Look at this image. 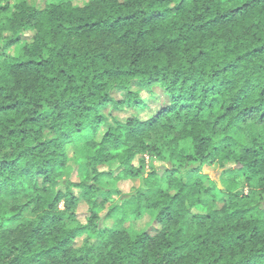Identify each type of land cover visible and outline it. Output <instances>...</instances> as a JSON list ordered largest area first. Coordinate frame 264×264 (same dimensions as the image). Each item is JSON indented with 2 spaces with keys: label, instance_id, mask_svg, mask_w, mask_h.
Segmentation results:
<instances>
[{
  "label": "trees",
  "instance_id": "trees-1",
  "mask_svg": "<svg viewBox=\"0 0 264 264\" xmlns=\"http://www.w3.org/2000/svg\"><path fill=\"white\" fill-rule=\"evenodd\" d=\"M45 2L0 0V264H264V0Z\"/></svg>",
  "mask_w": 264,
  "mask_h": 264
},
{
  "label": "rangeland",
  "instance_id": "rangeland-1",
  "mask_svg": "<svg viewBox=\"0 0 264 264\" xmlns=\"http://www.w3.org/2000/svg\"><path fill=\"white\" fill-rule=\"evenodd\" d=\"M11 1L14 2L16 0H11ZM80 2L83 3L84 1H80ZM29 4L32 7H35L37 9H42L45 6L46 2H45V0H29ZM28 35L31 36L30 33ZM17 50H18V47L13 48L10 51V54L11 55H14L17 52ZM146 159H147V161H146L147 162L146 163V174L149 173L154 168L155 169L161 168L162 164L159 163L158 161L155 160V161L151 162V160H149L148 157ZM217 171H218L217 168H209V167L208 168H205L206 174L207 175H210V176L211 175H214ZM73 180L74 181H77V178H76L75 175L73 176ZM132 186H133L132 183H130L129 181L122 182L120 184L121 189H123L125 192H130V190L132 189ZM114 197H115V199L117 198V196H114ZM87 211H88L87 205H85L84 203H82L81 206H80V208H79L80 219H81L82 222H85L86 221L85 217H86ZM151 222H152L151 218L148 217V216H145L142 219L137 220L135 222H132V223L129 222V223H127V225L131 223L130 226L132 225V227L134 229H136V230H143V229L149 228L150 227L149 225H150Z\"/></svg>",
  "mask_w": 264,
  "mask_h": 264
},
{
  "label": "water",
  "instance_id": "water-1",
  "mask_svg": "<svg viewBox=\"0 0 264 264\" xmlns=\"http://www.w3.org/2000/svg\"><path fill=\"white\" fill-rule=\"evenodd\" d=\"M212 176H213V178H215L214 175H212ZM219 186L221 187V184L220 183H219Z\"/></svg>",
  "mask_w": 264,
  "mask_h": 264
}]
</instances>
